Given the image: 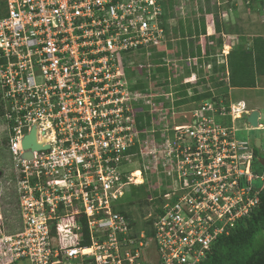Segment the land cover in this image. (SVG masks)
<instances>
[{"label":"built area","instance_id":"1","mask_svg":"<svg viewBox=\"0 0 264 264\" xmlns=\"http://www.w3.org/2000/svg\"><path fill=\"white\" fill-rule=\"evenodd\" d=\"M159 1L0 0L2 130L13 174L5 186L15 185L19 208L9 230L0 220V264H142L151 247L156 259L143 264H201L258 205L264 167L225 122L240 119L243 104L194 102L164 134L150 114V125L137 127L146 88L135 89L131 71L148 74L149 65L132 59L163 45ZM33 130L43 147L25 159ZM134 158L146 163L123 172ZM152 175L166 184L147 199L160 200L147 235L113 206L137 177L144 185ZM74 216H85L89 246L80 245L79 224L62 226Z\"/></svg>","mask_w":264,"mask_h":264},{"label":"rangeland","instance_id":"2","mask_svg":"<svg viewBox=\"0 0 264 264\" xmlns=\"http://www.w3.org/2000/svg\"><path fill=\"white\" fill-rule=\"evenodd\" d=\"M162 1H165L164 3H169L173 1V3L175 2L174 7L178 9L177 16L175 14L174 16L176 17H174V19H171L169 22L171 23V25H175L176 21H178L177 17L179 18L185 17L187 16V14L189 15L192 9H194V0H162ZM219 1L220 0H204L203 5L206 9L211 8V11L216 12L215 14L223 16V19L225 20L227 18V15L229 17L234 16V19H230L229 22L225 21L228 25L223 26V28H225L227 31V32L224 31L223 36L227 37V35H232L234 33L235 36L245 37L247 40H250L251 37H254V36L264 37V11H261V13L259 12L260 5L257 4V6H253L252 0H221L220 3ZM223 3L225 4V6H222ZM253 3L256 4L255 2ZM262 10H264V7L262 8ZM217 15H215L214 19L216 20V22L220 23V18H217ZM168 33L169 35L167 37L165 36L163 44L165 42H168V43H171L173 47H175L177 45L176 43L179 40H176V37L174 36V34L171 32L170 29ZM235 41L236 39L233 40L232 42H235ZM197 44L201 45V43H197ZM235 44H237V42H235L233 45ZM201 47H204L203 44L201 45ZM207 47H212L211 51L214 53L216 52V50L213 48L215 47L214 45L207 46ZM218 49L219 47L217 46V51L220 50ZM229 50H230V47H228V49L226 48L224 51L227 52ZM175 51L176 49H174V53ZM156 52H158V48L156 49L155 53ZM153 53H154L153 49H150L148 56L146 55L139 56L136 53L133 55L134 58L132 59V61H138V59H140L141 62L147 63L149 65L148 67L149 72L147 76L140 75L139 71H136L138 72V74L136 73L137 75L136 74L135 76L131 75V77L136 78L137 85H139V81L142 82L143 87L146 88L144 90V94L148 95L147 97L146 95L143 94L144 96L141 97L142 98L141 100H144L142 102H145L146 105L138 103V104H135V107H141L142 108L141 112L149 113L153 117L152 118L153 126H155L156 128L157 127L160 128V130L164 134V131L166 132V130L170 129L169 127H172L173 122L174 124L183 123L184 122L183 116L185 115H186L185 118L188 119L190 114L187 115V113H189L194 107L193 101L191 102V104L189 103L186 105H182L180 107L176 106L175 103L179 98L177 97L173 98V95L175 94L174 89L177 87L186 85L190 81L191 82L190 86L192 87L187 92L190 93L191 95L195 94L194 91H196V93L202 94L203 92L210 90V89L213 90V92H217L218 90V87H216L217 81H221L222 77L225 76V71L223 72L224 75H220L219 72L213 71L214 65H216L217 63L220 64V61L217 58V55H219L221 51H219V54L216 55V64H213L214 61L213 63H211L212 62L211 58H208L205 60V57L202 56L201 54L200 57H197V56L195 57L196 64H190L192 67L191 72L195 71V73H199V75L197 74L194 75L195 77L193 78L194 79L193 81H191L192 78L190 76L188 79L184 80L183 78H185L184 77L185 74L183 70H185V66L188 62L184 60L178 62L176 60L177 58L175 59L171 55V56H168L167 58L168 60L166 64L167 66L171 68H175L174 69L175 77L168 75L169 79L166 80L168 81L167 82L168 84L166 86L157 87V82L159 79L156 78L152 80V78L150 77V74L153 68V65L150 64V60H151V57H153L151 56L153 55ZM221 55L224 56L223 54ZM219 57L221 58V56ZM200 61H203L204 64L199 63ZM210 77H213L216 82H210L209 81ZM160 80L163 81L164 78ZM161 81H159L158 83H160ZM155 96L158 97V99L161 98L162 101L161 102L156 101L154 98ZM227 98L229 99L230 103L228 102ZM227 98H226L227 102L229 104L233 103L234 105L237 104V102L240 100V98H236V97H233L231 99V96ZM248 99H250L251 102L252 100L256 102L257 107L262 110L261 112L263 113V118L261 120V123L264 125V85L258 86L256 90L254 91H249L248 94L246 93V100ZM139 116L140 115H138L137 118H139ZM140 120H141L140 122L146 123L148 125V123H150L151 118L148 115V116L141 117ZM230 120L231 119H229V125H230ZM233 128L237 129V131L236 130L234 131L235 138L237 140L247 141L251 146L255 147L259 153H261L262 150H264V130H258V129H251V130L247 129L246 130V126H244L243 122L241 121H236ZM168 131L170 132V130ZM5 136L6 134L5 135L3 134L2 127L0 126V141ZM143 141H146L147 143V141L150 142L151 139L144 138ZM144 160L146 159L141 158V160H139L138 158H134L132 162L130 161L129 163L125 164L126 166L121 167V170L123 172H127V174H130L135 169H138V168L141 169L142 166L146 163ZM11 166H12L11 156L8 153L7 148H3V146H1L0 147V181H1V184H0V189H1L0 191V220L2 219L1 221L4 220L5 222L8 221V224L11 225L10 227L8 226L9 229L15 225L13 223L16 221L18 217V210H17V204H16L17 197H15V192H14L15 185L5 186L2 182V175L3 173L8 175V179H7V182H8L12 177L11 175H13L11 172L12 170ZM138 179H141V178L138 177L135 180V183H136L135 187L127 186L124 189L126 192L125 203H123L124 201L120 199L119 201L114 202V206H113L114 212H120L122 210L120 208L121 205L122 207H125L124 211L129 217L130 223H132V228H134L133 229L134 232H140L143 229L146 230V227L144 226V223L146 222L145 219H147L152 214V212L155 210L154 203L149 202V203L139 204L138 201L147 200L149 197H152V195H154V191L158 189L160 190L162 188V186L158 187L157 185V183H159L160 181V178L156 179L154 175H152V178L146 177L144 185L138 184L139 183ZM161 183L159 184L160 185L166 184L164 180H161ZM256 184L259 185L260 182L258 181ZM132 200H133V203L131 204L127 203ZM5 217L7 219H5ZM144 255H145L144 250H142L140 258L148 262L150 261L154 263V260L156 259V252L153 249V247L148 249L146 257H144ZM140 260H139V263H140ZM143 260L141 261L142 264L145 263ZM16 264H29V263L27 260H21L20 262H17Z\"/></svg>","mask_w":264,"mask_h":264},{"label":"trees","instance_id":"3","mask_svg":"<svg viewBox=\"0 0 264 264\" xmlns=\"http://www.w3.org/2000/svg\"><path fill=\"white\" fill-rule=\"evenodd\" d=\"M165 1L160 0L159 3L163 9V16L165 19H167L166 13L169 12L170 9V3L166 4ZM255 2L256 4H254ZM253 6H259V12L261 13L262 8L264 7V0H252ZM252 7V6H251ZM2 6H0V16L3 14ZM163 18V21H164ZM212 20V19H211ZM210 21V20H209ZM198 21L195 22V25ZM215 24V33H219L222 25L214 19ZM163 27H165V33L167 32V27L163 23ZM200 32L198 30V25L195 28L197 38L198 36L202 34H206V26H205V19L204 17L200 19ZM191 30V26L188 28ZM225 31V28H224ZM191 32V31H190ZM219 46L222 44V39H218ZM185 43V41H184ZM222 46V45H221ZM220 46V47H221ZM168 52H171V46H169ZM165 52V53H164ZM163 53L156 52L154 53L153 57H151L150 64L153 65L150 77L153 79L158 78L159 75L165 74L167 72V67L165 63V59L167 54V51H164ZM201 48L198 49V52L196 55L201 56ZM216 52L209 51L206 48H204V55L206 59L208 57L211 58V61L216 64ZM205 59V60H206ZM146 65V64H145ZM227 69V75L226 71ZM140 75L147 76L146 69L142 68L139 70ZM213 71L218 72L217 64L214 65ZM221 71H225V76L222 77L221 81H217L216 87L219 89L228 90L230 88L232 89H247V88H255L257 87V81L260 80L262 77H264V37L263 36H254L251 37L250 40H247L245 37H239V40L237 41V44L233 45L230 49L228 55L226 56V61L222 65ZM136 71L132 70L131 75L135 76ZM210 82H216L213 77H210ZM159 82V81H158ZM157 82V87L166 86L168 83L167 81L164 82ZM192 86H190L189 83L186 85L180 86L175 88V97L179 98L176 101V106H182L193 102H201L203 100H212L215 102H219L222 100V102L229 106L230 104L226 102L223 99V96L219 95V91L213 92V90H207L203 92L202 94H198L195 92V94L191 95L187 92L189 89H191ZM135 89H144L143 84L141 81H139V85L135 87ZM223 91V90H222ZM135 110V120L136 124L139 130H143L147 128L148 125L146 123L140 122V118L143 116H148L149 113L147 112H141V107H134ZM139 118H137V116ZM3 101L0 99V126H3ZM150 117V115H149ZM151 118V117H150ZM151 122V120H150ZM3 146V148H7L8 146V140L5 136L0 141V147ZM137 147L131 149L130 151H135ZM255 156H258L257 150H255ZM257 165H259L257 163ZM260 166V165H259ZM3 171V170H2ZM8 179V175L4 174L2 175V182L5 185ZM141 186V185H140ZM135 187V186H131ZM157 195V193H155ZM16 197V194H15ZM125 203V196L121 199ZM129 200V199H128ZM127 201V200H126ZM127 203H133L132 201H129ZM139 204L143 203H149L148 200H139ZM154 205L159 204L160 200H156L153 202ZM17 204V203H16ZM122 210L119 212L127 217V219L130 221L129 217L125 213L124 209L125 207H120ZM17 210H18V216H19V208L17 204ZM5 213V212H3ZM5 215V214H4ZM5 219H7L5 217ZM151 220H146L144 223V226L146 227V233L147 235H150V232L148 230V227L150 225ZM4 226L8 228L11 225L8 224V221H4ZM13 223V222H12ZM18 223V217L16 221L13 224ZM79 224L82 227V233H83V241L80 243L81 246H89L90 245V235L89 230L87 226V221L85 216H74L69 217L67 219H64L62 221V226H76ZM132 227V223H131ZM134 229V228H133ZM58 229L56 226L53 229V234H57ZM201 264H264V191H262L259 195V203L258 205L253 209L251 213H249L247 216L242 217L239 219L234 226L229 230L228 234L220 235L215 243L212 245L210 251L208 252L206 258Z\"/></svg>","mask_w":264,"mask_h":264},{"label":"crops","instance_id":"4","mask_svg":"<svg viewBox=\"0 0 264 264\" xmlns=\"http://www.w3.org/2000/svg\"><path fill=\"white\" fill-rule=\"evenodd\" d=\"M220 1H219V3H220ZM203 2H204V0H199V1L194 0V9H192L191 12L189 13V15L187 14V16H185V17H180V18L177 17L178 21H176L175 25H171V23H169V22H170L171 19H174V17L177 16L178 9H176L174 7V3L175 2L174 3H173V1L169 2L171 10H169V12L166 13L167 19H165L163 17L164 18L163 23L167 27V32L165 33V36L167 37L169 35L168 31L170 29L171 32L176 37V40H179V41L176 43L177 45L175 47H173L171 43L165 42L161 47L158 48V52L159 53H163L164 51H167L168 55L166 56V58H164L165 59V63L168 60L167 59L168 56H171V55L175 59L177 58L176 60L178 62H180L182 60L188 62L186 64V66H185V70H183L184 74H185L184 75L185 78H183L184 80L188 79L189 76L192 77V76H194L196 74L199 75V73H195V71L191 72L192 71V69H191L192 67H191L190 64H196V62H195L196 58L195 57L196 56L200 57V56H198L196 54H197L198 49L201 47L202 44L204 46V47H201V53L202 54L204 53L205 45H206V48L209 51H211L212 47H207V46H211V45L213 46L214 45L215 47H213V48L216 50V52H217L216 54H219V51H221L222 48L225 50L226 48L228 49V47H230V49H231L233 44L235 42H237V40L239 38L238 36H235L234 33L232 35H227V37L223 36L224 28H221L219 33H215L214 18H215V15H217V14H215L216 12L211 11V8L210 9H206L204 7V5H203ZM169 3H166V4H169ZM198 3H199V5H198ZM222 6H225V4L223 3ZM175 14H176V16H174ZM227 14H228V12H227ZM203 17L205 19L206 34H202L201 33L198 36V38H197V35H196L197 33L195 31V28L198 25V30L200 32V28H199L200 19L203 18ZM217 18H220V24L223 27V26H227L228 25L225 21L229 22L230 19H234V16L229 17L227 15L226 20L223 19V16H220V15H217ZM196 21H198V22L195 25ZM189 26H191V30L188 29ZM164 30H165V27H164ZM225 32H227L226 29H225ZM219 38L222 39V44H221L222 46L220 45L221 47L219 46V42H218ZM235 39H236V41L232 42ZM184 41H185V43H184ZM197 43H201V45L197 44ZM169 46H171V52H168V51H170L169 50ZM217 46L220 49V50L218 49L219 51H217ZM156 49L157 48L153 49L154 53H155ZM174 49H176L175 53H174ZM226 56H223L221 58L217 57V58L219 59V61L221 63L224 64L225 61H226ZM210 58H213V57H210ZM205 59H206V57H205ZM218 59H217V61H218ZM199 63H203L204 64L203 61H200ZM211 63H213V62H211ZM221 63L220 64L217 63V66H219L218 67V70H219L218 72H219L220 75H224L223 71H221V68H222V65H223ZM166 67H167V72L165 74L159 75V80L158 81H161L160 79H162V78H164V80L162 82L166 81L167 79H169L168 75H170L172 77H175L174 76V74H175L174 69L175 68H171V67L167 66V64H166ZM194 70H196V69H194ZM226 70L227 69H225V71ZM257 82H258L257 83L258 84L257 87L260 86V85H264V77H262ZM257 87H255V88H247V89H245V88L244 89H239V88L232 89V88H230L227 91L224 90V89H219L218 90L219 91L218 92L219 95L223 96V99L226 102H227V99H228L227 97L231 96V99L233 97L240 98V100L237 103H241V104L244 105V110H243L244 113H243V115H241L240 119H237V120H234V121L230 120V125H229V119L230 118H227V119H225L226 126L228 124V126H232V128H233L236 121H241V122H243L244 126H246V130L247 129H249V130H251V129L264 130V125L261 123V120L263 118V113L261 112L262 110L257 107L256 102H254L253 100H252V102L250 101V99L246 100V93L248 94L249 91L256 90ZM227 94H229V95H227ZM228 102H229V99H228ZM231 104H233V103H231ZM253 111H258L259 112V118L257 120V123H258V127L257 128L250 127V125L248 124V120H247L249 115H250V113L253 112ZM235 130L237 131V129H234V131ZM234 135H235V133H234ZM253 148H254V151L257 150L255 147H253ZM257 152H258V150H257ZM262 157H263V150H262L261 153L258 152V156H257V158H259L258 164L260 165L259 166L260 168L264 167L260 163V160H262L261 159Z\"/></svg>","mask_w":264,"mask_h":264},{"label":"water","instance_id":"5","mask_svg":"<svg viewBox=\"0 0 264 264\" xmlns=\"http://www.w3.org/2000/svg\"><path fill=\"white\" fill-rule=\"evenodd\" d=\"M258 118H259V112L258 111H253L250 113V115L247 119L250 127H252V128L258 127V123H257ZM22 146L26 150V152L23 155V158H25V159H32L33 158V151L41 149L43 147L41 144H39L37 142L35 130H33L31 132V134L24 139ZM260 163H261V165L264 166V160L263 159L260 160Z\"/></svg>","mask_w":264,"mask_h":264},{"label":"clouds","instance_id":"6","mask_svg":"<svg viewBox=\"0 0 264 264\" xmlns=\"http://www.w3.org/2000/svg\"><path fill=\"white\" fill-rule=\"evenodd\" d=\"M163 14H164V12H163ZM163 15L161 16V18H160V20H161V26H162V28L164 29V27H163ZM165 31V30H164ZM152 49H155V48H152ZM154 51V50H153ZM222 51H224V49L222 48V50H221V53L219 54V55H221L222 54ZM228 53H229V51H227V54L226 55H228ZM154 54V53H153ZM226 55H224V56H226ZM221 57H223V56H221ZM138 59V58H137ZM138 61H140V59H138ZM146 65H148L147 63H145Z\"/></svg>","mask_w":264,"mask_h":264},{"label":"bare ground","instance_id":"7","mask_svg":"<svg viewBox=\"0 0 264 264\" xmlns=\"http://www.w3.org/2000/svg\"><path fill=\"white\" fill-rule=\"evenodd\" d=\"M38 142H40V141H38ZM137 176H138V174H137ZM137 178H138V177H137ZM138 181L141 182L142 180H141V179H138Z\"/></svg>","mask_w":264,"mask_h":264}]
</instances>
